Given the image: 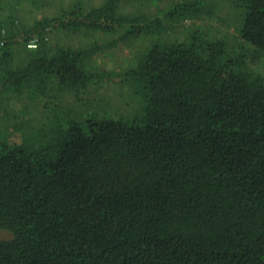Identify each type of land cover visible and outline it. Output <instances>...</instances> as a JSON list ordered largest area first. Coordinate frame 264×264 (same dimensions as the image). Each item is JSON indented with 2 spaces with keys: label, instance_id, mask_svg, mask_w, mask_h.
Wrapping results in <instances>:
<instances>
[{
  "label": "trees",
  "instance_id": "obj_1",
  "mask_svg": "<svg viewBox=\"0 0 264 264\" xmlns=\"http://www.w3.org/2000/svg\"><path fill=\"white\" fill-rule=\"evenodd\" d=\"M114 1L29 28L11 20L0 90L85 94L109 76L92 72L105 45L46 37L56 26L111 31ZM236 2L242 40L264 57V0ZM135 19L122 39L163 20ZM32 34L37 47L13 62ZM121 74L139 103L131 117L70 119L38 142L0 137V232L11 234L0 264H264V80L223 42L198 38L157 40Z\"/></svg>",
  "mask_w": 264,
  "mask_h": 264
},
{
  "label": "rangeland",
  "instance_id": "obj_2",
  "mask_svg": "<svg viewBox=\"0 0 264 264\" xmlns=\"http://www.w3.org/2000/svg\"><path fill=\"white\" fill-rule=\"evenodd\" d=\"M106 1L0 0V23L5 27L0 34L2 38L7 35L11 20L16 29L21 26L29 28L43 18L59 19L73 10L85 13L98 9ZM192 3L195 6L190 7ZM114 5L116 17L121 20L111 31H93L85 27L67 31L56 26L51 28L46 37L54 47L88 48L95 44L105 45L91 59L92 72H102L109 76L95 80L85 94L65 91L46 98L32 99L27 91L16 93L0 90L1 138L9 142L22 139L38 142L39 136L47 134L50 126L60 123L66 127L70 119L85 121L90 116L131 117L139 111V103L133 96L132 86L124 81L121 73L133 65L139 53L157 40L188 42L198 38L207 42L221 41L227 55H242L245 68L264 80V57L241 38L245 9L236 0H115ZM166 13H173L172 17L164 18ZM131 17L141 23L153 18L163 20L159 30L122 39L136 25L135 22L128 23L127 19ZM31 36V40L37 39L33 43L27 41L25 44L18 39L21 45L13 52V62L23 63L27 52L37 47L38 38L34 34ZM1 54L0 50V59ZM2 70L0 64V86ZM9 238L10 233L0 232V239Z\"/></svg>",
  "mask_w": 264,
  "mask_h": 264
},
{
  "label": "built area",
  "instance_id": "obj_3",
  "mask_svg": "<svg viewBox=\"0 0 264 264\" xmlns=\"http://www.w3.org/2000/svg\"><path fill=\"white\" fill-rule=\"evenodd\" d=\"M35 41H36V39H33V40H30L29 42H32V43H33V42H35Z\"/></svg>",
  "mask_w": 264,
  "mask_h": 264
}]
</instances>
